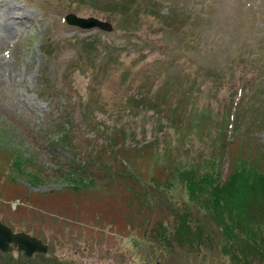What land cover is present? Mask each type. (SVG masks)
Segmentation results:
<instances>
[{
	"label": "rangeland",
	"instance_id": "1",
	"mask_svg": "<svg viewBox=\"0 0 264 264\" xmlns=\"http://www.w3.org/2000/svg\"><path fill=\"white\" fill-rule=\"evenodd\" d=\"M121 1L0 0V222L47 247L0 264H244L177 219L254 223L264 0Z\"/></svg>",
	"mask_w": 264,
	"mask_h": 264
},
{
	"label": "trees",
	"instance_id": "2",
	"mask_svg": "<svg viewBox=\"0 0 264 264\" xmlns=\"http://www.w3.org/2000/svg\"><path fill=\"white\" fill-rule=\"evenodd\" d=\"M123 1V0H122ZM121 1V2H122ZM122 5V3L120 4ZM170 17V16H168ZM246 85H244L240 90L241 97H244V90ZM249 90V87H248ZM58 140L65 138L64 131H60L58 135ZM62 136V137H61ZM262 158L256 157L255 159L249 158H239L237 162H234V168L239 170V168L246 170L247 167L250 170H254V173L258 175V181H261L264 177V170L259 169L261 167ZM236 179L233 181H229V183H234ZM222 184V182L220 183ZM219 184V185H220ZM225 186H220V189L225 190ZM257 192V190L255 191ZM261 197L258 198V201L252 206L250 216L251 222L253 225L249 226V230H244L242 228H238V230H233L229 228L227 231H222L216 223L213 221L211 223L217 228V234L212 232L211 228H204L200 225L199 221L195 220L193 215L186 214L177 219V223L186 226V229H189L188 233L185 231L184 238V248L190 247L192 250H188L190 253H197L201 248L213 247L214 244L217 245V250L221 255L225 254L229 261L240 260V262L244 264H264V230H259L260 223L264 221V194L258 193ZM221 195H214V197H220ZM198 219V218H197ZM250 224V223H248ZM264 228V226H263ZM185 229V230H186ZM218 235V236H217ZM210 238L209 243H201L202 238L205 237ZM217 241H216V238ZM170 244L174 245V241L169 240ZM195 246V247H194ZM223 252V253H222Z\"/></svg>",
	"mask_w": 264,
	"mask_h": 264
},
{
	"label": "water",
	"instance_id": "3",
	"mask_svg": "<svg viewBox=\"0 0 264 264\" xmlns=\"http://www.w3.org/2000/svg\"><path fill=\"white\" fill-rule=\"evenodd\" d=\"M66 23L82 29L98 28L103 31H111L112 27L106 22H102L95 18H79L69 14L65 18ZM15 247L18 251L24 253L27 258L34 254H45L47 247L36 238H32L27 234L13 233L10 228L0 222V252L8 253Z\"/></svg>",
	"mask_w": 264,
	"mask_h": 264
},
{
	"label": "bare ground",
	"instance_id": "4",
	"mask_svg": "<svg viewBox=\"0 0 264 264\" xmlns=\"http://www.w3.org/2000/svg\"><path fill=\"white\" fill-rule=\"evenodd\" d=\"M6 25L8 26L9 24L6 23ZM0 63H4L3 57L0 55Z\"/></svg>",
	"mask_w": 264,
	"mask_h": 264
}]
</instances>
